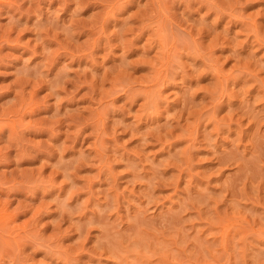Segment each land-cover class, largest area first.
<instances>
[{
    "label": "rangeland",
    "instance_id": "374dc122",
    "mask_svg": "<svg viewBox=\"0 0 264 264\" xmlns=\"http://www.w3.org/2000/svg\"><path fill=\"white\" fill-rule=\"evenodd\" d=\"M0 264H264V0H0Z\"/></svg>",
    "mask_w": 264,
    "mask_h": 264
}]
</instances>
